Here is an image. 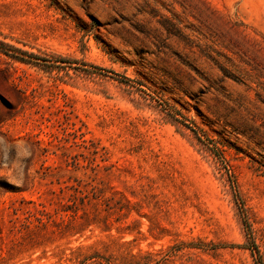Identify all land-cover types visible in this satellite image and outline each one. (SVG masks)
Instances as JSON below:
<instances>
[{
	"label": "rangeland",
	"instance_id": "obj_1",
	"mask_svg": "<svg viewBox=\"0 0 264 264\" xmlns=\"http://www.w3.org/2000/svg\"><path fill=\"white\" fill-rule=\"evenodd\" d=\"M133 254L264 264V0H0V264Z\"/></svg>",
	"mask_w": 264,
	"mask_h": 264
},
{
	"label": "trees",
	"instance_id": "obj_2",
	"mask_svg": "<svg viewBox=\"0 0 264 264\" xmlns=\"http://www.w3.org/2000/svg\"><path fill=\"white\" fill-rule=\"evenodd\" d=\"M18 52H21L22 54H28L26 51H22V49L17 48L16 49ZM8 52V51H7ZM9 55H11L12 57L19 59L21 61H28L29 59H27L26 57H23L21 55H17L15 53H7ZM108 264H148L149 262H144L145 260H143L142 257H139L138 255H129L127 257H115V256H111L109 258H107Z\"/></svg>",
	"mask_w": 264,
	"mask_h": 264
}]
</instances>
